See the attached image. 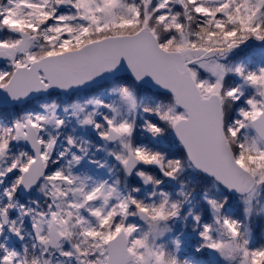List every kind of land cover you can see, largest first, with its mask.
I'll use <instances>...</instances> for the list:
<instances>
[{
    "label": "snow or ice",
    "instance_id": "snow-or-ice-1",
    "mask_svg": "<svg viewBox=\"0 0 264 264\" xmlns=\"http://www.w3.org/2000/svg\"><path fill=\"white\" fill-rule=\"evenodd\" d=\"M0 264H264V0H0Z\"/></svg>",
    "mask_w": 264,
    "mask_h": 264
}]
</instances>
